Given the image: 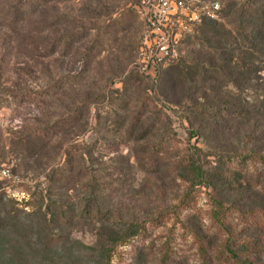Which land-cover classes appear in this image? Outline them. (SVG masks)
Returning <instances> with one entry per match:
<instances>
[{
	"label": "rangeland",
	"instance_id": "obj_1",
	"mask_svg": "<svg viewBox=\"0 0 264 264\" xmlns=\"http://www.w3.org/2000/svg\"><path fill=\"white\" fill-rule=\"evenodd\" d=\"M16 1L0 0V172L10 173L0 176V197L4 202L8 198L18 202L24 222V225L10 224L8 246H13V250L21 247L28 253L32 245L49 244L56 255L52 257L59 264H93L88 248L95 245L92 232L97 224L89 225L86 203L81 200L88 192L82 184L89 183L91 175L100 179L99 184L107 181L103 176L113 173L112 168L126 173L119 184L111 181L113 185L108 187L109 190L120 186L121 192L111 199L117 215L120 211L129 220L132 216L154 218L163 212L172 218L170 214L176 206L184 203L191 207L183 209L182 214L187 217L189 212L197 211L207 226V212L214 202L215 191L204 184L188 187L177 178L168 177L164 169L156 172L150 170L148 162L145 165L138 161L135 151L148 146L145 138L151 132L146 134L144 126L130 127V124L133 114L148 103L152 112L146 116L156 117L160 113L158 128L182 140V146L199 149L207 168L218 159L219 152L240 146L236 137L230 140L228 136L231 133L243 136L250 130L252 119L243 122L239 119L233 127L227 125L225 136L222 130L211 134L208 129L212 125L202 131L192 123L191 115L185 113L186 104L177 106L183 104V89L175 88L169 81L175 64L185 59L192 61L209 51L200 45L208 28L188 35L173 66H158L149 74L139 65L145 25L134 9L136 0H23L24 13L13 22L9 20L10 6ZM208 1L219 2L227 13L229 8L248 6L251 0ZM255 8L264 9V0H258ZM226 13L215 21L232 31L236 25L229 23ZM68 35L75 37L69 52L64 41ZM213 83L205 86L210 88ZM76 106L85 107L78 111L80 126L57 129L59 134L48 138L41 133L39 140L34 141L36 144L30 146L32 133H39L47 123L59 120L64 110ZM147 117H143L144 125L149 123ZM41 138L48 144L41 142ZM67 147L74 164L71 167L64 162ZM60 179L61 182L67 179L70 184L58 182ZM75 180H81L80 185L76 186ZM50 185L53 187L44 199L42 191ZM62 204L66 208L81 207L77 214L82 211V217L77 216L72 224L68 216L69 224L49 226L55 232L54 241L32 229V222L52 223L51 212ZM106 207L111 209L110 205ZM212 232L213 228L203 231L208 238H212ZM182 235L189 233L184 232L177 220L164 221L155 230L117 247L112 264H160L162 255H146L150 246L154 250L165 246L179 248L190 264L200 262L193 252L192 237Z\"/></svg>",
	"mask_w": 264,
	"mask_h": 264
},
{
	"label": "trees",
	"instance_id": "obj_2",
	"mask_svg": "<svg viewBox=\"0 0 264 264\" xmlns=\"http://www.w3.org/2000/svg\"><path fill=\"white\" fill-rule=\"evenodd\" d=\"M257 1L251 0L248 6L229 8L227 13L221 8L220 16L224 18L226 13L229 23L236 25L232 31L225 29L223 24L215 20H205L195 25L192 33L202 27L208 28L203 44L200 45L209 51L202 50L205 56L199 55L192 61L181 60V64L173 66L172 62L175 63L179 57L169 63L173 66L168 76L169 81L175 88L183 89V104L177 106L186 104L185 113L191 115L192 123H196L199 129L204 131L207 125H212V128L208 129L211 134L216 132V135L222 130L221 134L225 136L224 127L227 125L233 127L234 122L239 119L242 122L252 119L250 130L243 136L239 135L242 137L232 133L228 136L230 140L236 137L235 140L240 145L238 148L222 150L217 154L218 159L207 168L202 162L199 149L194 151L189 145L182 146V140L158 128L161 122L160 113L159 116L157 113L156 117L155 114H151L152 117L149 118L146 116L152 112H149L148 103H144L140 110L133 114L130 124V127L144 126L146 134L151 132L145 138L148 146H145L144 150L139 148L135 151L138 161L145 162V165L148 162L150 170L156 172L157 169H164L168 177H175L188 187L204 184L215 191L214 202H211L207 212L210 224L206 226L197 211H191L187 217L184 216L183 209L188 206L184 203L176 206V210L170 214L172 218L163 212L154 218L153 215L144 219L132 216L129 220L125 219L120 211L117 215L118 211H114L115 202L111 199L121 192L120 186L109 190L108 187L113 185L111 181L119 184L126 173L108 167L109 170L112 168L113 173L103 176L107 177V181L99 184L100 179L91 175L90 182L82 184V188L88 192V196L81 200L86 203L84 209L87 219L90 218L89 225L97 224L92 232L96 239L95 245L88 248L93 264H112V255L117 247L155 230L160 223L171 219L177 220L184 232L192 237L193 252L198 254L200 260L195 264H264V9L255 8ZM23 3V0L13 2L9 20L14 22L17 16L24 13ZM189 36L185 38L184 43ZM74 39L75 37L68 35L64 40L68 52ZM211 81L214 83L207 88L205 84ZM83 109L84 106H76L64 110L59 120L53 124L47 123L48 126L40 129L39 133H32L33 140H28L30 146L36 144L34 141L39 140L41 133L48 138L59 134L57 129L67 130L80 126L81 113L78 111L82 112ZM82 116L84 117L83 114ZM143 117H147L148 124H143ZM42 140L44 139L41 138V142ZM45 141L47 142L44 140V143ZM67 149L68 147L64 150V162L71 167L74 164ZM80 181L75 180L76 186L80 185ZM58 182H61V179ZM61 183L70 184V181L64 179ZM52 187L50 185L45 192L42 191L45 193L44 199ZM99 189L105 193L107 190L110 192L104 194ZM106 205H110L111 209ZM79 210L82 208L77 205L66 208L62 204L56 212H51L54 216L52 223L38 218L39 221L32 222L31 227L36 228L39 235L44 233L48 240L54 241L56 235L49 226L53 228L67 225L70 223L67 221L69 217L72 218L73 224V219L82 217V211L81 215L77 214ZM26 219L29 220V217L26 216ZM11 223L24 225L18 202L12 198L4 202L3 197H0V264H31L37 260L36 264H59L52 257L56 255L49 244L32 245L28 253H24L25 250H21V247L13 250V246H8V229ZM205 228L214 229L212 238L204 235ZM189 235L182 236L185 238L190 237ZM152 253L156 257L162 255L160 264H190L188 256L181 254L179 248L165 246L154 250V247L150 246L146 255Z\"/></svg>",
	"mask_w": 264,
	"mask_h": 264
},
{
	"label": "built area",
	"instance_id": "obj_3",
	"mask_svg": "<svg viewBox=\"0 0 264 264\" xmlns=\"http://www.w3.org/2000/svg\"><path fill=\"white\" fill-rule=\"evenodd\" d=\"M134 9L145 25L139 56L141 70L164 66L178 59L185 38L194 26L220 17L221 4L208 0H136ZM2 170L0 176H9Z\"/></svg>",
	"mask_w": 264,
	"mask_h": 264
}]
</instances>
